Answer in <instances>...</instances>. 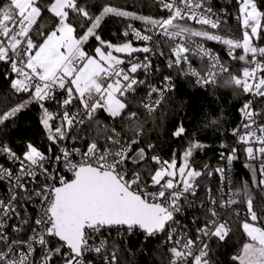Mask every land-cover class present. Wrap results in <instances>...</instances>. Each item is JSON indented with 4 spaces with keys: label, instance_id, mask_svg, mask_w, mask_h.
I'll return each instance as SVG.
<instances>
[{
    "label": "snow or ice",
    "instance_id": "1",
    "mask_svg": "<svg viewBox=\"0 0 264 264\" xmlns=\"http://www.w3.org/2000/svg\"><path fill=\"white\" fill-rule=\"evenodd\" d=\"M156 3L169 13L166 18L139 15L107 3L93 13L94 5L87 0L0 3V62L9 65L4 76L12 95L26 96L0 114V125L36 104L48 141L47 151L27 141L22 154L0 141V157L10 165L0 164V183L7 184L6 198L0 197V264H127L122 257L131 252L126 245L137 234L146 241L166 234L172 245L166 248L169 264H215L212 242L225 243L237 222L247 240L231 257L233 264H264V224L255 197L247 180L233 188L230 173L238 159L236 147L227 155L220 153L226 166L204 164L197 169L193 155L206 147L197 139L188 142L179 167L175 152L171 161L161 160L158 155L149 156L154 144L139 146L148 122L141 119L139 110L144 109L155 124L157 112H163L172 100L168 93L176 91L171 75L163 76L160 85L149 81L153 74L149 56H165L166 45L168 69L193 79L194 86L233 87L250 97L238 109L243 120L232 134L245 145L244 167L251 174L252 187L264 197V111L254 106L264 101V47L256 43L264 38V11L256 0H238L236 19L242 36L235 38L204 27L219 30L228 23L213 9L211 0ZM44 12L53 20L47 29L39 23ZM224 14L228 15L226 10ZM109 16L141 21L143 31L129 23L122 35L131 34L144 45L104 40L99 30ZM195 38L224 45L227 56L245 66L239 74L233 73L218 53ZM93 39L97 46L90 54L86 45ZM237 49L242 54L237 55ZM135 52L149 55L143 61H127V69L121 67L126 61L115 53L131 56ZM190 56L206 61V67H194ZM140 70L144 79L137 75ZM155 71H160L159 66ZM140 87L147 89L146 96L133 104ZM58 91L63 93L61 99ZM48 103L56 104L57 111H50ZM101 110L113 121L119 120L129 135L115 125L102 124L97 117ZM218 123L215 117L209 120L210 125ZM186 131L181 120L172 136L180 138ZM150 164L158 167L152 169ZM214 175L220 181L216 195L204 184L205 177ZM202 187L206 198L200 207L206 212L193 239L174 227L175 217ZM241 204L246 209L243 219Z\"/></svg>",
    "mask_w": 264,
    "mask_h": 264
},
{
    "label": "trees",
    "instance_id": "2",
    "mask_svg": "<svg viewBox=\"0 0 264 264\" xmlns=\"http://www.w3.org/2000/svg\"><path fill=\"white\" fill-rule=\"evenodd\" d=\"M3 0H0L2 3ZM48 0H41L42 4H46ZM84 2V0H81ZM89 5H94L91 8L93 13H98L100 6L103 4H111L116 7L124 8L128 11L136 12L139 15L152 16L158 18L162 11L156 0H87ZM257 6L261 11H264V0H256ZM229 17L226 26L213 32H219L221 35H231L235 38H241L242 33L239 30V23L236 19L238 15L239 3L238 0H230ZM45 28L53 26L51 14L44 12L43 18L39 21ZM129 23L136 26H143L141 21L126 20L114 16H109L102 23L99 30L100 35L106 41L112 43H123L125 40L122 36V31L127 28ZM196 28V27H195ZM201 27H197L199 29ZM226 28L232 31L228 33ZM34 39H37L35 34ZM259 45L264 47V38L257 41ZM209 46H212L214 51L219 54L221 60L229 67V69L236 74L245 66L243 62L238 60H231L227 56V49L224 45L219 43H212L207 41ZM97 46V41L91 40L86 45V50L91 54ZM165 53L168 51V46H163ZM236 54H242V50L237 49ZM193 62L197 61L192 59ZM10 71L9 65L0 62V114L6 111L10 106L18 103L21 99L26 98L25 95L14 96L11 93L10 81L5 79L4 73ZM14 76V74H12ZM161 75H171L176 85V91L168 93L172 100L163 106L164 111H158L156 116V123L153 124L146 116L144 109L139 110V115L142 120L148 121L145 125V133L142 138L140 147H145L147 143H152L156 147L149 156L155 154L160 156L161 160L171 161L173 153L177 160V167L181 163V156L186 149L188 142L193 139L199 140L206 145L205 148L197 150L193 155L194 166L197 169L203 167L204 164L210 165V168L217 166H224V161L220 159V153L224 152L226 155L232 147L238 149L236 155L238 159L233 161L232 165V180L233 188L242 187V182L247 180L251 191L255 197V204L258 215L261 216V223L264 224V197L261 196L254 187H252L251 174L244 167L246 157L244 156V145L237 143L231 131L233 127L239 122L240 114L238 109L242 107L246 96L233 87L215 88L208 87L207 90L194 86L191 78L182 77L176 69H168L164 65L161 67ZM223 83V77L220 78V84ZM234 93H239L234 94ZM146 95V89L140 87L136 94V100L133 104L138 103ZM7 100V102H6ZM182 102L179 104L177 102ZM259 109H263L264 101L255 102ZM51 111V103L46 104ZM40 108L36 104L30 105L27 109L19 113L15 118L6 121L4 125H0V141L6 142L13 148L17 154H22L24 150V143L27 141L33 142L41 150L47 151L48 141L46 139L43 128L39 122ZM98 119L102 124L109 126L115 125L117 130L123 132V126L119 120L113 121L102 110L97 113ZM215 117L219 123L210 125L209 120ZM183 121L186 128V134L180 138H174L172 132L180 121ZM91 134H95L92 132ZM125 136L129 135L123 132ZM225 144L227 148H221L220 145ZM135 147V146H134ZM131 166V165H130ZM152 169L158 165L150 164ZM204 184L210 185L213 188L214 194L220 186L219 176L214 175L211 178L205 177ZM204 193L202 187L199 191ZM227 192V191H226ZM240 212L245 210L243 204L239 205ZM196 215V214H195ZM199 216V215H198ZM241 219H243L241 215ZM235 221L236 217L233 216ZM232 233L230 238L225 243L212 242L213 249L211 257L215 264H233L231 257L239 253L243 243L247 237L243 234L239 227V223L232 224ZM126 247L131 248L130 253H126L125 257L127 264H169V257L165 250L158 244L157 239L143 240L139 235L131 237L130 242ZM98 260L99 257H93Z\"/></svg>",
    "mask_w": 264,
    "mask_h": 264
},
{
    "label": "built area",
    "instance_id": "3",
    "mask_svg": "<svg viewBox=\"0 0 264 264\" xmlns=\"http://www.w3.org/2000/svg\"><path fill=\"white\" fill-rule=\"evenodd\" d=\"M229 5H230V0H211V6L213 7V9L221 16L222 19H227V21H228V17H229V14H230ZM225 10L227 11V14H228L227 16H225V14H224L225 13ZM168 15H169V13L166 10H164V11H162V14L158 18H160V17L166 18ZM180 23L189 24L190 26H192L194 28L195 27L196 28L197 27H201L200 25H196L194 22H191V21H180ZM131 24L136 29H139L141 31H143V29L145 27L144 25L143 26H136L133 23H131ZM204 27L207 28V30H209V31H213V29L208 28V26H204ZM222 27H224V26H222ZM239 30L242 33V30L240 28V25H239ZM123 31H122V33H123ZM123 38L125 40L124 42L131 41L133 43V46L134 47H141L145 43L143 41H137L136 38L134 36H132L131 34L128 37H124L123 36ZM195 39L197 40V42L203 43L205 47H207V48L211 49L213 52H215L214 49H213V47L212 46H209L207 44V41H204L201 38H195ZM210 42L216 43L214 41H210ZM257 45L258 46H261L258 43H257ZM261 47H263V46H261ZM162 50L164 51V48H162ZM164 53H165V51H164ZM145 55H149V54H145V53L142 52V53H140L138 55H133V56H120L122 59H124L126 61V63L124 65H121V67H124V68L127 69L129 67L127 61H129V60H132V61H135V60L143 61ZM168 55H169V49L165 53V56H160L158 54L157 55H150L149 56V58L152 61V65H153V69H152V73L153 74L149 77V81L151 83H154L156 85H160V83H161V81L163 79V76H164V75H161V67H162V65H164L165 67H167L166 57ZM190 59L191 60L192 59L197 60L195 62L192 61L194 67H196L198 69H202V68H205L206 67V61L205 62H201L198 58L191 57V56H190ZM156 66H159V69H160L159 72H156L155 71ZM137 75H138V77L140 79H144L143 70H140L137 73ZM193 83H194V81H193ZM146 93H147V89H146ZM62 97H63V93L60 92V91H58L57 98L58 99H61ZM246 97H247L246 99H249L250 98L249 96H246ZM254 106H255V108L257 110L264 111V107H263V109H259L256 106V103L255 102H254ZM57 108H58V106L56 104L51 103V111L55 112V111H57ZM239 114H240L239 122L233 127V129L236 128L237 126L241 125V123H242L243 117H242V115H241L240 112H239ZM242 131H243V129H241V132ZM231 133H232V131H231ZM233 137L235 138L236 141H238V137L237 136H234L233 135ZM76 146L77 147H80L81 144L80 143H77ZM244 147H245V145H244ZM54 151L55 152H58V149H55L54 148ZM230 152H231V149L229 150L228 153H230ZM244 156L246 157L245 152H244ZM0 164H4L6 167L10 166L9 165V162L4 157H0ZM224 166H226V161H224ZM129 170L131 171V166L130 165H129ZM67 175L70 178V175L71 174L69 173ZM230 175L232 177V172L230 173ZM225 191H227V189H225ZM213 194H214V192H213ZM214 195H216V194H214ZM6 196H7V184L6 183H0V197L6 198ZM205 198H206V193L205 192L204 193H200L199 192L196 197H189L190 203L189 202L183 203V205H182L183 210L180 213L176 214V217H175L177 223L174 225V227H176L178 229V231H186L188 233V235L192 236L193 239L195 238V235H196V228L200 226V224L202 223V221L204 219V216H205L206 209L200 207L201 201L202 200H205ZM30 211H31V209H30ZM245 211H246V209L242 211V213H241L242 217H243V214H244ZM193 221H195V223H193ZM137 235H139L140 237H142L143 240H145V237L142 234H137ZM152 239H157L158 240V244L165 250L166 254L168 255V257L170 259V255L166 251V248L167 247H171L172 245L167 242V240H166V234H159L158 237L152 238ZM148 240H150V239H148ZM2 247L3 246H0V248H2ZM93 257H95L94 254H93ZM36 258L38 259L39 257L37 256Z\"/></svg>",
    "mask_w": 264,
    "mask_h": 264
},
{
    "label": "water",
    "instance_id": "4",
    "mask_svg": "<svg viewBox=\"0 0 264 264\" xmlns=\"http://www.w3.org/2000/svg\"><path fill=\"white\" fill-rule=\"evenodd\" d=\"M140 53H142V52H135V53H132L131 56H133V55H138V54H140ZM115 54L118 55V56H128L127 54H120V53H115Z\"/></svg>",
    "mask_w": 264,
    "mask_h": 264
}]
</instances>
